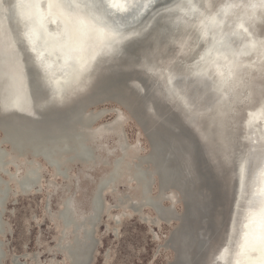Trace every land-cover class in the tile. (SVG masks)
Segmentation results:
<instances>
[{"label":"bare ground","instance_id":"obj_1","mask_svg":"<svg viewBox=\"0 0 264 264\" xmlns=\"http://www.w3.org/2000/svg\"><path fill=\"white\" fill-rule=\"evenodd\" d=\"M149 1L132 0L128 5L118 2L120 6L112 7L111 17L122 19L124 16L126 22L140 15ZM189 1H192L191 5L180 4L176 0H160L146 14L141 15L136 24L126 30L127 35L137 32L140 34L124 41L118 54H114L107 64L99 68L89 87L74 94L67 103L55 102L41 107L48 101L49 92L38 71L32 66V61L28 57L24 59L29 97L33 108L38 110V117L0 115L3 140L10 144L16 156H42L62 176L66 175L67 168L73 162L85 165L92 162L94 151L90 143L91 124L98 116L102 115V118L111 111L106 108L93 112L89 110L92 104L101 99L120 102L141 123L148 140L149 150L143 157L134 160V163L127 162L120 152L113 159L108 172L99 177L93 188L87 213L75 215L69 206V196L62 198L57 217L61 229L69 231V237L64 239L62 235L57 236L53 249L65 258L66 264L87 263L95 244L93 228L102 212V193L123 175H128L137 184L138 203L150 205L158 218H176L177 226L166 237V247L175 252L173 261L168 264H203L208 248L220 260V264H264V240L260 239L264 228V139H261L264 138V27L254 36L250 29L252 26H260L256 19L259 15L264 16V0H217L210 11L203 7L202 0ZM2 3L10 11L8 18L12 34L17 40L20 37L26 38L39 64L37 66L42 69L43 77L53 89L61 90L64 85L68 86L81 65L93 58L96 49L109 42V32L86 25L78 29H81L80 33L86 34V41L90 42L85 43L79 52L67 48L66 63L59 59L53 62L35 34L32 35L31 21L25 17L26 13H22L21 7L17 8V0H1ZM160 10L171 14L154 16ZM58 12L54 9L43 15V21L49 25L52 34H61L59 26L51 23L55 19L73 27L76 25L75 21H78L76 18L70 20L68 16ZM5 17L0 10V98L3 96L6 102L22 103V91L17 82L16 54L9 50V44L4 42L3 37L2 23ZM178 18L187 22V31L174 32L172 22ZM246 34L250 39L246 38ZM202 38H206V44L213 39L221 40L222 43L217 51L215 48L210 49L206 57L203 52L207 46L198 48L188 58ZM62 39L60 36V40ZM186 39L190 42L182 44ZM60 40L57 43L59 46L62 43ZM234 41H237L235 45L232 43ZM24 49L26 47L19 43V52L22 53ZM157 62H161L158 67L162 74L170 73V68L175 64L186 69L183 75L194 76L192 84L195 90L192 93L196 97L198 94L204 95L199 106L206 107L214 101L219 102L217 108L227 115L222 121L226 130L236 132L238 129L231 151L232 162L228 160L232 163V172L234 165H239L240 168L243 166L250 146L261 140L257 145L259 157L249 165V170L244 174L246 177L243 186L246 184L248 187L245 188L240 203L239 218L237 222H233L234 233L215 253L225 214L226 185L230 183L228 174H231V168L211 167L194 139L156 99L150 80L146 79L139 68L144 64ZM206 69H210L208 79H212L211 86L206 80L195 76ZM232 72L236 76L229 80L228 74ZM134 81L145 87L143 95L132 88ZM248 81H251L250 85L246 84ZM210 89L215 93H210ZM230 90L233 91V98L224 101ZM249 94H254V99L247 104L245 102ZM190 105L191 112H194L192 108L195 106ZM148 106L153 108L154 116L146 112ZM117 114L120 118V112ZM213 117L214 122L220 121L219 116ZM204 125L208 127L207 124ZM240 126H243V132H239ZM212 139L216 143L215 138ZM121 141L118 139V146L122 147V154H125L128 146L124 140L122 144ZM7 159L6 153L0 149V171ZM27 164L24 175L18 181L21 189L31 187L39 177L37 165ZM153 178L158 180V192L155 195L150 193ZM170 190L175 191L182 202L179 214L160 206L165 198L166 202L174 200L173 195L166 196ZM4 193L5 188L0 185V206ZM111 194L116 201L119 192ZM138 217L142 220L143 216ZM204 235L207 236L205 242L201 239ZM32 258L31 264H39L38 260ZM11 263L18 264L16 257H12ZM51 264L59 263L55 261Z\"/></svg>","mask_w":264,"mask_h":264},{"label":"water","instance_id":"obj_2","mask_svg":"<svg viewBox=\"0 0 264 264\" xmlns=\"http://www.w3.org/2000/svg\"><path fill=\"white\" fill-rule=\"evenodd\" d=\"M131 1L132 0H49V1L48 0H17L18 2L17 8L21 7L22 13L23 12L26 13L25 17H27V20L31 21L30 29H32L31 30V32L33 33L32 35L35 34L37 41L45 49V51L51 57L53 62H55V59H59L63 63H66L68 61L67 48L75 52H79L80 49L84 48L85 43L90 42L89 40L86 41L87 38L86 34L80 33L81 29L79 30L78 28L87 25L89 28L90 27L102 28L104 31L110 33V35L108 36L109 42L106 44V46L104 47L102 46L96 49L93 58L88 62L82 64L81 67L78 69L77 73H75L73 78L74 80L68 86L64 85L61 90H56L50 87L45 77H43V71L42 69H39V67L37 66L39 64L34 58L33 56L34 52L31 50L30 44L26 41V38L20 37L18 38L19 40H17L15 36L12 34L13 32L11 31V28L9 26V18H8V14L10 11L5 8L4 3L1 4V0H0V10H2L3 13L6 15V17L3 18V23H2L4 42L8 43L9 50H12V52L16 54V66L18 70L17 82H19L22 91V103L6 102V99L3 96L2 98H0V115L15 114L23 118L38 117L37 116L38 110L37 108H33L32 101L29 97V92H28L26 66L24 64V59L26 57H28V59L32 61V66L34 67V69L38 71V74L40 75V79L42 80L44 86L49 92L48 101L42 104L41 107H45L46 105L55 102L59 104L67 103L69 98L72 97L74 94L85 91L89 87L90 83L93 81V78L97 74L99 68L107 64L114 54L115 55L118 54V51L122 43L140 34L137 32L127 35L126 30L129 27H133L136 24L137 20L140 19V16L144 15L146 11H148L152 6L156 5L157 2L160 0H150L148 2V6H146L144 10L141 11L140 15H137V17H134L133 19H130L126 22L124 20V16H122V19L121 17H115V18L111 17L112 7L113 8L116 6L119 7L120 6L119 3H122V5H128ZM176 1H178L180 4L181 3H189L190 5L192 4V1L189 0H176ZM216 1L217 0H213V1L202 0V4L207 11H210L215 6ZM54 9L68 16L70 20L71 19L74 20V18H76V20L78 21H75L76 22V25L74 26L75 28L73 26H68L66 24L64 25L60 22V20L55 19L54 22L51 23L52 25L57 24L59 26L60 28L59 31L61 32V34L50 33L49 25L44 23L43 21V15L48 14ZM161 14L167 15V14H171V12L166 10L165 11L160 10L159 12H156L154 16H158ZM60 15L63 16L62 14ZM256 22L260 26L259 28H256L255 26H252V28L250 27L251 34H253L252 36L256 35L259 32V30H261V28L264 27V16L261 17L259 15L258 18L256 19ZM186 23L187 22L182 20V18L173 19L172 24L174 26V32L178 33L181 32V30L183 32L187 31L188 27L186 26L187 25ZM149 25L150 23L148 24V26ZM219 26L221 27V23H219ZM60 36H62L63 38L62 40H60ZM246 38L250 39V36L246 34ZM59 40L62 41L60 46L57 45ZM223 40L224 43H226V38H224ZM206 41H207L206 38L200 39V41L195 46V49H193L190 52V56L188 58H191L198 48H204L207 46V49H205V51L203 52V56L205 55L206 57L210 49L213 48L214 50L215 48V50L217 51L218 46L220 45V43H222L221 40L219 41L214 39L207 44ZM189 42L190 41L186 39L182 44L187 45V43ZM19 43L20 45L22 46L24 45L26 47V49H24L22 53H20L18 50ZM232 43L235 45L237 41H234ZM94 44H95V48H97V44L96 43ZM236 61H238V59ZM158 64H161V62H157L154 64L151 63L150 65L144 64L143 67L139 68L143 72L146 79L150 80L152 86V92L154 93L156 99L162 104V106L166 109V111H168L171 115H173V117L178 121L179 125L182 128H184V130L194 139L197 146L201 149L205 160L211 165V167L213 168L216 167L217 169H220V166L231 168L230 164L232 163H229V161L232 162L231 151L235 143V136L238 134V129L236 130V132L235 130H226L225 128L226 126L225 124H223L224 122L222 123V121H224L227 118V115L226 112L220 110V108H217L219 102L214 101L206 107L199 106L201 104L200 102L202 101L204 95L198 94L199 96L196 97V95L192 93V90H195L194 89L195 86L192 84V82L194 81L193 79L194 76L191 74L188 76L183 75L184 73H186V69L175 64L173 65V67L170 68V73L163 72L162 74L161 71L159 70ZM209 71L210 69L209 70L206 69L200 75H195V76L200 77L203 80H206V82H208V84H210L211 86L212 79H208ZM228 75H229L228 78L229 80H232L233 77L236 76V74H234L233 72ZM250 83L251 81H248V83L246 84L250 85ZM131 86L139 95H143L146 92L145 87L138 82L135 81L132 82ZM210 93H215V92H213V90L210 89ZM253 95L254 94H249L245 103L247 104L251 103L254 99ZM232 98H233V91L230 90L226 93L224 101ZM198 99H200L199 102L197 101ZM109 103L118 106L120 109H116V111L122 113V115L120 116V118L115 117L113 121H111L110 123L106 124L104 127L101 128H96L95 124L99 121L102 115L98 116L92 122L90 128V132H91L90 143L94 151V160L88 163L87 165L79 162L71 163L67 168L65 176L57 174L56 170L53 168V165L49 163L42 156L39 155L32 156L30 154H24L21 155L20 157L16 156L13 153L10 144L3 140V131L0 128V149L4 151L8 157V159L5 160L4 162L3 170L0 171V185L5 188V193L3 195L2 203L0 206V250H1L0 264H3V262L6 259V251L4 248L5 242L3 240V237L8 232V225L6 221L3 219L4 213L6 211V205L11 198L17 197L18 195H28L32 192H38L40 190V183L42 178L41 177L42 166L37 161L38 159L45 162V164L52 169L54 176H60L62 179L70 181L71 180L70 170L74 165L80 166L83 170H91L97 166H105L106 170L100 175V177L108 172L109 168L113 163L114 158L108 159L107 156H102L99 153V148L101 146L97 143V139L102 137L106 132H111L113 134L115 133L117 135L118 138L116 139V149L118 153L120 152L121 156L123 155V158L127 162L134 163V160H138L140 157H143L147 153V151L149 150V145L141 123L133 115H131L120 102L113 99H101L98 102L92 104L89 107V110L93 112L97 110L96 107ZM190 104H193L195 106V108H192L194 112H191L190 110L191 108L189 107H191L192 105ZM215 111L217 112L214 114ZM146 112L149 115L154 116V110L152 107L148 106L146 108ZM237 112H239V110ZM238 114H236V116H238ZM215 115L219 116L220 121L214 122L213 116ZM126 120L133 121L137 126L139 133L145 139L147 144V151L144 154H139L135 149V147H132L127 143L124 133H122L123 132L122 126ZM204 123L208 125L207 128L205 127ZM241 127L243 126H240L239 132L241 131L243 132V129ZM212 137L215 138L216 143H213ZM118 139L122 141L124 140V142L128 146L125 154H122L121 151L122 147L120 148L118 146ZM260 141L261 140H259L258 143L254 142L253 145L250 146V151L248 152L247 157L245 158V163L243 164V166L240 168L239 165L238 167L237 165H234L233 168L234 171L232 172V168H231L230 170L231 174H228L230 183H227L226 185L228 187V190L226 197L225 214H224L221 233L218 240L219 245L214 250V253L217 252L220 246L226 243V240L230 239L234 233L233 222H237L239 218L240 203L242 201V197L244 196L243 193L245 191V188L248 187V185L246 184L245 186H243V181L244 178L246 177L244 176V174L246 175L247 171L249 170L250 167L249 165L253 164L252 162L255 161V159L257 161L259 157V154L257 153V149H258L257 145L260 143ZM138 142L140 143V141ZM244 143L247 142L244 141ZM27 163L37 165L39 171V177L31 187L27 189H21L20 186L18 185V181L24 175V172L27 169V165H28ZM10 166L14 167L15 169L14 172L10 171L9 169ZM20 166L22 168L19 170ZM98 179L99 177L94 182V185L88 194L87 206L85 210H83L76 204L75 200L73 199L72 193L70 192L71 189L70 186L69 185L66 186V194L64 196L67 195L69 196L70 199L69 206L75 215L81 216L79 214L82 213L85 214V212H87L89 207L88 200L91 196L93 188L96 182L98 181ZM131 182L134 183L133 191L132 192L125 191L119 193L115 203L113 205L107 206L104 198L105 193H118L117 192L118 185L120 184L125 185ZM153 188H155V190H153ZM157 192H158V180L157 178H153L150 186V193L152 195H155ZM137 193H138V186L137 184H135L134 180L131 179L128 175H123L113 186H110L103 191L102 212L100 213V216L96 221L95 227L93 228V236L95 239V244L90 252L86 264H92L94 259V253L98 245V240L96 238L97 227L99 226L103 215L109 213V211L112 208H120L122 206H126V209H128L132 214L143 216L144 218L141 217L142 220L144 222H148L149 224L153 225V227H158L161 222L170 224L172 226L168 232V235L170 234V231L177 225L176 224L177 220L175 217L169 220L158 218L156 215V211H154V209L150 205L138 203V201L136 200ZM170 194L174 196V200H171L170 202H166V198H165L161 201L160 206L162 208H169L175 214H179L183 207L182 202L175 191L172 190L168 191V193H166V196ZM61 200H60L59 209L54 213L48 211V214L54 220L58 221L57 223L59 227V233H58L59 235L57 236L59 237L60 235H62V237L66 239L69 237V231L61 229V225L57 217L58 211L61 209V205H62ZM175 204L180 205V210L176 209ZM147 207L153 210L152 217L144 214V209ZM261 234L263 235H261L260 239L261 241H263L264 228ZM201 239L205 242L207 240V236L206 235L201 236ZM166 240L167 239L165 237L163 244L160 247L164 248L165 250H170L165 245ZM53 242L55 243L56 240L54 239ZM53 248L54 245L51 249L54 254L61 255L60 253H57ZM209 250L210 249L208 248L206 253L207 254L206 259L204 260L203 264H209V263L220 264L219 262L220 260L215 258V255L213 256L212 252H209ZM32 257L33 260H38L39 264H41L38 254H34ZM16 259H18V257H16ZM55 261L59 264L61 263L66 264V260L64 257L62 261H58L55 259L54 256L51 259H49L48 264H51L52 262ZM169 261H167L165 264H168ZM18 264H25V263L18 262Z\"/></svg>","mask_w":264,"mask_h":264},{"label":"rangeland","instance_id":"obj_3","mask_svg":"<svg viewBox=\"0 0 264 264\" xmlns=\"http://www.w3.org/2000/svg\"><path fill=\"white\" fill-rule=\"evenodd\" d=\"M105 108L111 111L99 119L95 124L96 128L113 121L118 115L116 109H120L110 103L96 107L97 110ZM122 130L127 143L135 147L139 154L147 151L146 141L133 121L126 120ZM116 139L117 135L111 132H106L98 138L97 143L101 146L99 153L108 159L118 156ZM37 161L42 166L40 190L11 198L6 205L3 219L8 225V232L3 237L6 251L3 264H12V257H18L17 261L20 263L31 264L34 254L39 255L41 264H48L53 256L56 260L62 261L63 256L54 254L51 250L53 240L59 235V227L57 221L50 218L48 211L54 213L59 209L67 185L71 188L70 192L76 204L85 210L87 197L94 182L106 170L105 166L83 170L80 166L74 165L70 170L71 180L65 181L60 176H54L52 169L45 162L40 159ZM9 169L11 172L15 171L13 166ZM133 186L134 183L120 184L117 186V192H132ZM104 198L107 206L115 203L111 193H105ZM175 207L180 210L179 204ZM144 214L152 217L153 211L147 207ZM171 226L160 223L158 227H153L140 220L138 215L132 214L125 206L112 208L109 213L103 215L97 227L98 245L92 264H165L169 260L172 262L175 252L171 248L167 247L170 250H165L160 247Z\"/></svg>","mask_w":264,"mask_h":264}]
</instances>
